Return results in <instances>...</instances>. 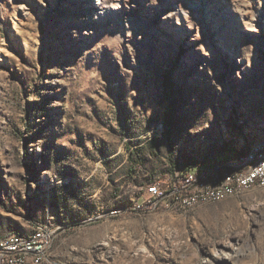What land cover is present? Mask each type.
<instances>
[{"label": "rangeland", "instance_id": "rangeland-1", "mask_svg": "<svg viewBox=\"0 0 264 264\" xmlns=\"http://www.w3.org/2000/svg\"><path fill=\"white\" fill-rule=\"evenodd\" d=\"M223 1L221 21L206 0H0V247L41 230L29 264H264V186L133 210L264 143V0Z\"/></svg>", "mask_w": 264, "mask_h": 264}, {"label": "built area", "instance_id": "built-area-1", "mask_svg": "<svg viewBox=\"0 0 264 264\" xmlns=\"http://www.w3.org/2000/svg\"><path fill=\"white\" fill-rule=\"evenodd\" d=\"M247 161H254V169H247ZM222 175V183L214 184V176ZM264 176V151L250 153L242 163L215 164L207 170L199 172L181 173L178 182L166 190L161 183H154L148 187L147 196L143 198L134 211L154 209L160 203L170 201L173 206L180 207L177 196L194 199V205L205 201L206 195L211 194L212 186H221V192H231L232 189L241 188L242 180H256ZM186 184H194L193 192H185ZM39 231L38 242H17L0 252V264H29L42 258V253L49 245L50 234Z\"/></svg>", "mask_w": 264, "mask_h": 264}, {"label": "bare ground", "instance_id": "bare-ground-1", "mask_svg": "<svg viewBox=\"0 0 264 264\" xmlns=\"http://www.w3.org/2000/svg\"><path fill=\"white\" fill-rule=\"evenodd\" d=\"M207 1V7L210 11L215 12L217 14L218 20H228L232 18V12L228 6V3H226L223 0H206ZM96 5V4H95ZM197 5H200V8H202V4L199 3ZM196 4L192 5L193 8L197 7ZM100 7V6H99ZM98 6L95 7L94 13H97ZM150 9L148 8L143 9L144 15H152L153 18L157 21V29H159V32H165L167 30L168 26H170V20L172 19V9L167 7H162L158 11L151 10L152 12H149ZM264 151V143L261 144H254L251 148L250 153L253 152H262ZM248 154V155H249ZM223 164V163H218ZM247 169H254V161H247ZM222 183V175H215L214 176V184H221ZM255 186H264V176L259 177L256 180H242L241 181V188L239 189H232L231 192H221V186H212L211 187V194H218V195H206L205 201L202 203H206L208 201H221L225 198H227L229 195L239 192L242 190H247L250 188H253ZM148 191V189H147ZM194 191V184H186L185 185V192H193ZM177 203H183L182 205L187 204H194V199H186L185 196H177ZM201 204V203H198ZM39 238V231H37L32 237H23L18 235H12L8 239H6L1 247L0 252H4L5 249L9 248L13 241L17 242H38ZM38 262V261H36Z\"/></svg>", "mask_w": 264, "mask_h": 264}, {"label": "trees", "instance_id": "trees-1", "mask_svg": "<svg viewBox=\"0 0 264 264\" xmlns=\"http://www.w3.org/2000/svg\"><path fill=\"white\" fill-rule=\"evenodd\" d=\"M139 168H141V164L135 163L133 161V157H132L131 158V164H130V167H129V172L131 174H134V173H136L138 171ZM188 171H190V170H186V172H188ZM199 171H201L200 168H197V169L193 170V172H199Z\"/></svg>", "mask_w": 264, "mask_h": 264}, {"label": "water", "instance_id": "water-1", "mask_svg": "<svg viewBox=\"0 0 264 264\" xmlns=\"http://www.w3.org/2000/svg\"><path fill=\"white\" fill-rule=\"evenodd\" d=\"M252 147H253V146H252ZM252 147H251V148H252ZM251 148H250V150H251ZM250 150L248 151V154H249ZM248 154H247V156H248ZM247 156H246V157H247Z\"/></svg>", "mask_w": 264, "mask_h": 264}]
</instances>
